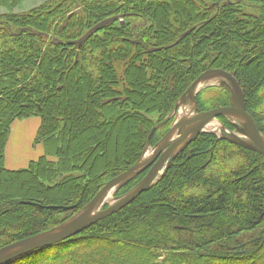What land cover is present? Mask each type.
I'll list each match as a JSON object with an SVG mask.
<instances>
[{
    "label": "trees",
    "instance_id": "1",
    "mask_svg": "<svg viewBox=\"0 0 264 264\" xmlns=\"http://www.w3.org/2000/svg\"><path fill=\"white\" fill-rule=\"evenodd\" d=\"M23 1L0 0V7L8 10L0 13V247L48 229L52 221H44L63 210L49 206H72L71 211L91 201L108 180L137 161L154 125L139 118L145 134L131 160L95 172L96 161L67 157L80 144L61 147L77 125L67 98L70 83L75 92L94 95L99 112L111 119L120 112L133 128L136 102L145 105L146 114L166 115L200 74L222 69L239 83L245 111L264 133V0H44L24 12H9ZM121 14L124 24L112 21L80 46L69 43L97 22ZM138 80L160 91L142 95L135 90ZM222 93L199 91L198 110L216 103L227 106ZM58 105L62 111L56 116ZM33 116L40 119L34 141H42L43 154L25 168L7 169L4 153L11 124ZM89 117L92 123L94 117ZM96 136L90 132L87 140ZM130 138L125 140L133 142ZM114 153L110 143L108 165ZM147 170L128 179L124 191L133 189ZM30 174L45 190L41 196L9 198L1 192L2 178L29 180ZM83 178L91 182L83 193L74 194L77 189L71 186L57 196L48 194L61 181ZM192 187L202 191L189 193ZM27 214L44 224L21 223L11 230L14 225L5 223L20 222ZM144 214L155 225L159 217L168 233L143 228L146 239L129 237L133 246L126 243L124 251L86 247L102 239L115 241L110 236L114 228L131 229L134 218ZM84 231L4 264H264V154L201 132L133 201L90 225L89 236ZM37 252L44 254L32 257Z\"/></svg>",
    "mask_w": 264,
    "mask_h": 264
},
{
    "label": "rangeland",
    "instance_id": "2",
    "mask_svg": "<svg viewBox=\"0 0 264 264\" xmlns=\"http://www.w3.org/2000/svg\"><path fill=\"white\" fill-rule=\"evenodd\" d=\"M43 1L44 0H24L18 6L12 8V10L9 9V12L11 11L24 12L29 8L37 6ZM245 11L251 14L252 16H256L258 14L254 9L253 10L246 9ZM5 12H8V10L5 9L4 7H0V13H5ZM149 83H155V82H153L152 80ZM135 84H136L135 90H138V93L142 95H144L146 91L148 94L146 95L147 97L151 94L152 91L153 92L160 91L159 87H156L152 90L148 84L145 85L143 83V80H138L135 82ZM70 87L72 90L71 91L69 90L67 98L70 100L69 103L71 105V110L72 112H74L76 116L75 124L77 125L75 131L72 132L70 131L69 139L62 140L61 147L63 148L64 146H74V144L75 145L80 144L77 148L72 147L73 149L68 151L67 157L71 156L73 160H76L78 157H80L85 162L96 161V163H98V167L96 168L95 172L100 170L103 171L109 168L108 166L120 164L127 160H131V158L135 155L134 150L140 147V142L138 141L139 140L142 141L145 134L144 127L142 126L144 124L143 122H140L138 120L139 118L144 119L146 117L145 119H149V121H151V123L154 124L149 129L146 137V141L139 152V156H137L136 159L137 161H139L140 159H142L140 161H144L151 157V155L155 151L157 144L160 142L163 136L168 132L169 128L173 123L179 121L186 113L188 114V117H191L196 112H202L198 110L195 100V95L199 91L209 90L211 92L216 91V93L222 91L223 92L222 95L223 96L225 95L224 97H227V99L229 100L228 105L234 106L240 104L242 101L241 89H238L229 78L219 73H207L203 78L200 79V81L197 83V85L194 88L189 90L188 94H186L182 98H179V100L176 102L174 107L166 115H161L156 112L146 114V111L143 109L145 105L143 103H141L140 105V102H136L135 107L133 108L132 111L135 114L134 118H135L136 126H134L133 128H129L128 125H125V123H128L127 122L128 119H126L120 112L115 111V113L112 116L113 119H111V117L107 116L106 114L104 115L102 112H99L101 107L99 106V104L94 105L95 104L94 95L92 96L89 91L86 94L82 91L75 92L74 90L75 88L72 83H70ZM63 96L65 97V93ZM78 97L82 99V102L80 103L78 102ZM215 105L218 106L219 103H216ZM138 108L141 109L138 110ZM66 110L67 108L65 107L64 111ZM60 111H62V109L58 105L55 107V112L53 114L57 116V114H59ZM90 114L94 117V118L89 117V119L93 118L92 123L87 122L88 116ZM220 116L221 117L217 116V118L205 124L203 126L202 132L213 133V135L221 139H225L232 144L247 149L250 148L246 147V145L254 146L253 141L245 134L244 124H242L237 117L231 114L220 115ZM122 122H124L123 130L122 129L118 130L119 129L118 127L121 125ZM167 126H169L168 130L159 140H157L160 132ZM114 128L115 129L117 128L116 133L113 130ZM32 132H33V128L31 127H27L23 130L15 132L14 145L16 146V149H12V156L14 154L19 155L23 157L25 160H31L37 158L38 153L35 151V149L38 147L42 148L43 143L42 141L38 143L35 142L34 139L36 137L37 131L33 136V138L31 137ZM90 132H95V134H97L95 139L87 140V136L89 135ZM260 134L264 136V133H260ZM173 136L174 134H172V136L170 137ZM128 137H131L130 139H133V142L126 141L125 139ZM110 143L112 144V148L113 146L116 148V153L112 154V163L108 165L107 155L109 152ZM47 159L51 161L57 160L55 156H47ZM4 163H5V153H4ZM209 168L207 169L206 173L211 170ZM164 171L165 170L161 168L160 172L156 175L155 180L158 179ZM77 174H78L77 172L74 173V175ZM26 178L27 179L29 178V180L17 178L16 176L10 178L8 177L6 180H3L2 178L3 187L1 188L2 189L1 192L9 196V198L18 197V196L26 197L30 195L38 197L41 196L43 193H45V190L43 189L42 185L38 183L35 177H33L30 174V176ZM56 180L60 181L61 178L60 179L56 178ZM127 180L116 183L110 189H108L104 194H102L98 202L96 203L95 207L93 208L94 213H97L107 208L108 206L113 205L114 203L119 201L122 197H124L129 191H131L132 189L128 190L127 192L124 191L123 189L125 187ZM79 183H81L80 186H78ZM90 184L91 182L88 181L87 178L81 179L80 182L61 181V183L54 186L50 190V192H48V194L51 195V197L57 196L58 194L67 192L68 188H70L71 186L73 187L74 190L77 189L74 191V194H77V192L83 193L86 186ZM200 191H202L200 187H192L188 189L189 193H193V192L199 193ZM89 202H87L86 204L84 203L82 205H79L74 210L71 209V211L61 210V212L55 213L54 216L51 217V219H47L44 221V222L52 221L50 227L48 229L43 230L40 233L52 231L68 223L76 216H78L87 207ZM146 217L149 216L144 214L141 217H139V219L134 218V220L132 221L133 225H131L132 226L131 229L125 226H122L121 229L114 228L115 230L112 231H114L115 234H111V235L109 234V235L112 236L111 238H114L115 241L102 239L99 240L97 243L88 244V246L86 247L89 246L96 247L97 245H103L108 249H113V251L117 250L118 248L119 249L121 248V250L124 251L127 249V247L125 246L126 243H129L127 244L128 246H133L131 241H129L128 239L129 237L131 240L139 237H144V239H146V237L143 235L144 233L142 232L143 228L145 230H151L153 227L154 228L159 227L158 229L159 232H161L162 234L168 233V231L164 227H160V225H162L163 222L159 221V217L157 218L158 222H156V225L154 224V219L150 217L149 218ZM138 220L140 221V223L139 222L137 223ZM18 221L19 220L10 219V220H6L5 223H7V225L9 224L14 225L9 228L11 230L19 229L18 227L15 226L20 225L21 223L34 224L39 222L37 226L41 225L42 223L44 224V222L39 221V219L37 220L36 217H34L31 214L30 215L27 214V216L22 215L21 221L20 222ZM86 229H84L85 231L84 230L82 231H84L86 235L89 236L90 232L86 231ZM107 231L110 232L109 229H107ZM79 233L84 235L83 232H79ZM9 234H10V230H9ZM40 253L44 254V252H40ZM40 253L37 252L32 257L35 258L41 255ZM188 264H194V263L190 262Z\"/></svg>",
    "mask_w": 264,
    "mask_h": 264
},
{
    "label": "water",
    "instance_id": "3",
    "mask_svg": "<svg viewBox=\"0 0 264 264\" xmlns=\"http://www.w3.org/2000/svg\"><path fill=\"white\" fill-rule=\"evenodd\" d=\"M124 15H114L107 17L92 27H90L83 35L79 38L70 41L71 44H77L80 46L89 36L94 34L96 31L103 28L105 25L112 21L119 20L120 24H124L123 20ZM188 31H185L182 35H185ZM207 73H219L221 75L229 78L234 85L240 88L239 83L235 77L222 69H212L200 74L196 79L192 81L190 86L183 93L182 97L189 93V90L194 88L197 83L203 78ZM181 97V98H182ZM234 114L242 118L245 126L250 131L251 135H247L254 143V146L246 145V147L264 154V145L262 143V135L258 132L257 128L253 124L252 120L245 111V102L242 94V101L237 105H228V106H216L215 108L196 112L191 117L186 119H180L176 123H173L169 128L168 132L163 136L160 142L157 144L154 153L151 157L144 161H137L135 164L130 166L125 171L121 172L117 176L108 180L96 193V195L88 203L87 207L74 219L64 224L63 226L52 230V232L39 233L33 236L25 237L23 239L14 241L10 244H7L3 247H0V264H4L10 260L23 256L24 254L30 253L36 249L47 247L49 245L58 243L60 241L66 240L73 235L81 232L90 225L94 224L98 220H101L133 201L142 191H144L148 186H150L155 180L156 175L160 172V168L166 164V167L170 165L172 159L178 152L183 150L190 141L195 139L198 134L203 130V126L209 120L216 118L220 115ZM174 133V137L168 142L167 140ZM246 134V133H245ZM148 171L140 182L129 191L124 197L113 205L108 206L107 208L95 213L93 216L89 217L87 214L93 210L96 203L102 194H104L108 189L118 182L130 179L135 176L142 169L148 168ZM165 167V168H166ZM164 168V170H165ZM35 205V204H34ZM39 207H42L39 205ZM50 208H59L67 210L72 206H49Z\"/></svg>",
    "mask_w": 264,
    "mask_h": 264
},
{
    "label": "crops",
    "instance_id": "4",
    "mask_svg": "<svg viewBox=\"0 0 264 264\" xmlns=\"http://www.w3.org/2000/svg\"><path fill=\"white\" fill-rule=\"evenodd\" d=\"M40 119L36 116L29 117V118H23V119H16L12 122L10 127V132L7 138L6 146H5V167L7 169L16 170L27 167L28 163L31 160H25L23 157L19 155H13L12 156V149H16V146L14 145V134L16 131L23 130L27 127L33 128V132L31 137L35 135L37 128L39 127ZM35 151L38 153L37 158L43 154V147H38L35 149ZM36 158V159H37Z\"/></svg>",
    "mask_w": 264,
    "mask_h": 264
},
{
    "label": "bare ground",
    "instance_id": "5",
    "mask_svg": "<svg viewBox=\"0 0 264 264\" xmlns=\"http://www.w3.org/2000/svg\"><path fill=\"white\" fill-rule=\"evenodd\" d=\"M231 115H234V114H231ZM235 117H237L239 120H240V122L242 123V124H244V122H243V120H242V118L241 117H239V116H237V115H234ZM186 118H188V114L186 113V114H184L183 115V117L181 118V119H186ZM217 118V117H216ZM215 118H213V119H211V120H214ZM211 120H209L208 122H206L205 124H207V123H209ZM244 128H245V133H246V135H251L250 134V131L248 130V128L245 126V124H244ZM174 134V133H173ZM174 137V136H173ZM173 137H170L167 141L169 142ZM262 143H263V145H264V136L262 137ZM140 160H142V159H140ZM139 160V161H140ZM95 213H94V211L92 210V211H90L88 214H87V216H89V217H91V216H93ZM54 231V230H53ZM50 232H52V231H50ZM36 235V234H35ZM29 237V236H28Z\"/></svg>",
    "mask_w": 264,
    "mask_h": 264
}]
</instances>
